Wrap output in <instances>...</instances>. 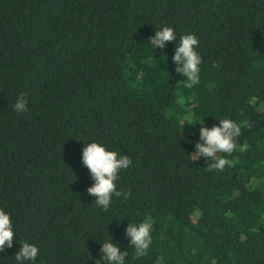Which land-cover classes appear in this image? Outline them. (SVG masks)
I'll return each mask as SVG.
<instances>
[{
  "label": "trees",
  "instance_id": "16d2710c",
  "mask_svg": "<svg viewBox=\"0 0 264 264\" xmlns=\"http://www.w3.org/2000/svg\"><path fill=\"white\" fill-rule=\"evenodd\" d=\"M163 26L177 39L153 50ZM189 33L202 56L191 89L171 59ZM224 118L241 131L219 170L191 154L199 122ZM92 141L132 160L106 211L87 194ZM0 208L36 264H98L111 236L126 264H264V0H0ZM146 218L137 256L125 228Z\"/></svg>",
  "mask_w": 264,
  "mask_h": 264
},
{
  "label": "clouds",
  "instance_id": "9594fccd",
  "mask_svg": "<svg viewBox=\"0 0 264 264\" xmlns=\"http://www.w3.org/2000/svg\"><path fill=\"white\" fill-rule=\"evenodd\" d=\"M177 33L173 27L163 26L148 38V44L153 50H163L168 42L176 41ZM199 39L195 34L179 36L172 55V62L176 65L175 71L184 78L183 86L193 88L200 83V72L202 56L197 50ZM166 57V56H165ZM166 61V60H165ZM13 110L24 113L28 108L27 97L23 93H17L13 102ZM197 124V123H196ZM199 139L194 142V152L191 156L194 160L205 157L213 161L212 167L223 170L229 161L218 157V153H232L235 148V139L240 135L239 125L230 118L219 119L218 124L208 127L204 121L199 122ZM81 163L88 169L92 180L91 186L87 188V194L94 198L95 205L105 211L112 204L113 196H121L117 190L116 181L119 173L129 168L132 160L127 155H122L111 150L106 144L98 141L84 143ZM127 199L129 193H123ZM153 223L150 219L139 222L131 221L125 228V237L128 239L129 247H132L137 256L143 255L152 244ZM16 240V230L12 214L0 208V253L13 247ZM20 247L16 252L15 264H36L40 253L39 247L28 240L18 242ZM98 264H126L127 251H122L119 242L111 238L99 243Z\"/></svg>",
  "mask_w": 264,
  "mask_h": 264
}]
</instances>
